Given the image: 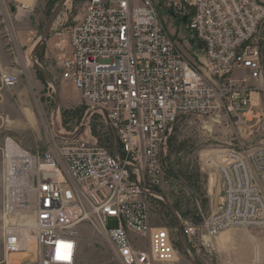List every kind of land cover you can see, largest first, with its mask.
<instances>
[{
    "label": "built area",
    "instance_id": "1",
    "mask_svg": "<svg viewBox=\"0 0 264 264\" xmlns=\"http://www.w3.org/2000/svg\"><path fill=\"white\" fill-rule=\"evenodd\" d=\"M263 22L264 0H86L58 33L55 66L88 114L104 116L112 145L54 137L30 151L4 137L2 248L5 259L21 255L5 263L75 264L83 225L107 239L120 264L175 262L177 239L151 216L169 181L162 146L183 114L259 120ZM0 82L10 88L18 76L2 72ZM216 168L223 204L198 224L178 219L186 245L221 264L213 242L220 232L264 227V141Z\"/></svg>",
    "mask_w": 264,
    "mask_h": 264
},
{
    "label": "rangeland",
    "instance_id": "2",
    "mask_svg": "<svg viewBox=\"0 0 264 264\" xmlns=\"http://www.w3.org/2000/svg\"><path fill=\"white\" fill-rule=\"evenodd\" d=\"M18 2L20 0H0V74L6 71L18 76V82L13 87L6 88L0 82V264H6L5 261L16 262L21 257L11 254L5 259L2 248L1 146L4 137H13L30 151L46 148L54 137L76 138L84 144L111 148L110 131L104 116L99 113L88 114L79 90L70 82L62 81L55 68H50V73L38 60L37 68L45 72L47 77L40 71L37 75L35 73L40 87L31 80L26 70L27 66L36 69L29 50L35 45L39 60L46 49L56 51L54 45L63 37L58 33L65 35L67 28L76 23L86 0H36L34 4H28L29 8L20 7ZM166 21L171 22V30L177 27L176 20L166 18ZM48 22L50 24L45 38L41 39ZM259 35L263 37L261 52L264 58V22ZM15 47L16 51L13 50ZM198 55L201 58L202 53ZM262 103L264 105V97ZM263 141L264 110L259 120L252 119L246 125L237 124L225 114L218 117L183 114L170 126L161 149L169 181L159 188L162 199L153 200L151 208L153 225L168 227L177 239L178 259L167 264L215 263L208 260L204 249L188 247L185 238L181 240L178 216L198 224L201 216L216 211L223 204V182L216 168L217 163L228 153L255 150ZM169 205L175 212L170 210ZM262 229L264 227L251 228L249 231L252 234ZM234 230L237 231L239 244H244L247 240L245 230L238 227ZM241 251L244 253L245 250ZM75 264L120 263L113 256L107 239L91 226L83 225Z\"/></svg>",
    "mask_w": 264,
    "mask_h": 264
},
{
    "label": "crops",
    "instance_id": "3",
    "mask_svg": "<svg viewBox=\"0 0 264 264\" xmlns=\"http://www.w3.org/2000/svg\"><path fill=\"white\" fill-rule=\"evenodd\" d=\"M35 2L36 0H32L31 5L34 4ZM18 3L19 5L23 4L24 6H27V8H29V5L25 4L22 0H20V2ZM35 47L36 46L34 45L29 50V54H30L31 62L35 64L34 66L36 69H33L32 67H28V66L26 67V70L28 72V75L31 77V80L36 85L38 84V81L36 79V75L39 72V68H37L36 66L37 60L41 62L44 65L45 69L49 70L50 73L52 71V70L50 71V68L51 69L55 68V70L58 71L60 76V71L55 66L56 51L53 50L52 52L51 49L49 50L46 49V51L40 57L39 60V58L35 53ZM13 50L16 51L17 48L15 47ZM10 51L12 53V47L10 48ZM8 56L11 57L10 53L8 54ZM51 57H53L52 58L53 60L50 59ZM45 77L44 80L47 81L46 79L47 77L46 78ZM38 85L40 87V84ZM245 232L247 234V240H245L244 244L243 243L239 244V242L237 241V231L234 230V228L226 229L215 237L213 242L218 250L221 264H253L254 262H258L259 264H264V237H263L264 229L256 231L252 234L250 233L249 230H245ZM243 249L245 250L244 253L243 251H241ZM220 252L222 253V255H220Z\"/></svg>",
    "mask_w": 264,
    "mask_h": 264
},
{
    "label": "water",
    "instance_id": "4",
    "mask_svg": "<svg viewBox=\"0 0 264 264\" xmlns=\"http://www.w3.org/2000/svg\"><path fill=\"white\" fill-rule=\"evenodd\" d=\"M168 13H169L170 15H173L171 11H169ZM182 20L185 21V17H183ZM49 24H50V22H48L47 28H46L45 32L43 33V35L41 36V39L45 38V35H46V32H47V29L49 28ZM39 71L42 72V74H43L44 76H46V74H45L41 69H39ZM77 133H78V132H77ZM77 133H76V134H77ZM76 134H75V135H76ZM112 138H113V142L115 143V138H114V137H112ZM169 208H170V210H171L172 212H175V211L173 210V208H172L170 205H169ZM179 234H180V238L182 239V238H183L182 233L179 232Z\"/></svg>",
    "mask_w": 264,
    "mask_h": 264
},
{
    "label": "bare ground",
    "instance_id": "5",
    "mask_svg": "<svg viewBox=\"0 0 264 264\" xmlns=\"http://www.w3.org/2000/svg\"><path fill=\"white\" fill-rule=\"evenodd\" d=\"M22 1H23L25 4L28 5V4H31V1H32V0H22ZM58 132H59V131H58ZM58 135H59V134H58ZM61 136H62V135H61Z\"/></svg>",
    "mask_w": 264,
    "mask_h": 264
},
{
    "label": "trees",
    "instance_id": "6",
    "mask_svg": "<svg viewBox=\"0 0 264 264\" xmlns=\"http://www.w3.org/2000/svg\"><path fill=\"white\" fill-rule=\"evenodd\" d=\"M110 145H112V141H111V139H110Z\"/></svg>",
    "mask_w": 264,
    "mask_h": 264
}]
</instances>
